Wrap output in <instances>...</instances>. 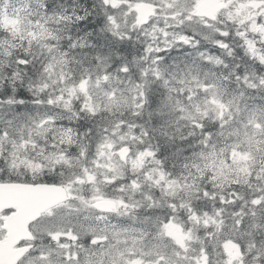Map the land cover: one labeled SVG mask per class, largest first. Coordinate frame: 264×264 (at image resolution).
<instances>
[{"label":"snow or ice","instance_id":"obj_1","mask_svg":"<svg viewBox=\"0 0 264 264\" xmlns=\"http://www.w3.org/2000/svg\"><path fill=\"white\" fill-rule=\"evenodd\" d=\"M103 4L114 54L65 42L45 0L0 5V264H264V0ZM202 40L232 57L224 72L161 74ZM149 104L187 148L153 147Z\"/></svg>","mask_w":264,"mask_h":264},{"label":"clouds","instance_id":"obj_2","mask_svg":"<svg viewBox=\"0 0 264 264\" xmlns=\"http://www.w3.org/2000/svg\"><path fill=\"white\" fill-rule=\"evenodd\" d=\"M45 2L52 4L53 14H58L60 17H68L59 29L65 42L70 32L74 40H82L85 44L91 46L81 50L86 55H107L110 52L114 54L118 50L119 43L116 49L110 48V45L115 42V37L111 36L107 31L106 22L103 18L107 12L113 10L105 9L103 0H84V3H80V0H73L72 5H68L67 0H65L64 4L59 3V0H45ZM69 8H72L71 12L68 11ZM119 11V9L115 10V14L118 15ZM40 19L49 25L48 30L50 32L56 31L55 26L50 22L51 17L45 19L43 9H40ZM97 20H101L99 25H96ZM88 25H95V27L89 28ZM73 26H75V32L72 31ZM76 33H79V35ZM143 43V35L138 40L134 38V46L142 45ZM200 52L204 53L203 58L199 55ZM140 55L144 56L145 53L140 52ZM209 57L219 58L222 63L216 65L213 62H209ZM113 58H115L114 55ZM165 60H167V63H164ZM189 60H196L202 63L207 71L221 73L225 71L224 65L232 62V57L228 55L227 50L217 49L214 47V43L202 40L201 47L195 52L189 49L187 52L173 50L170 53H165L164 58L159 63L161 74L167 73L170 75L171 72L175 71L174 62L183 65ZM150 82L158 90V96L166 94L162 80H151ZM177 119L171 109H160L158 114L157 107H153L151 104L145 107L143 120L150 128L155 129L153 147L166 148L168 153H172L182 146L180 140L182 132L180 129L183 128V124H178ZM183 147L187 148L188 146L183 145ZM161 158L163 159L164 157L162 156ZM180 163L182 161H179L177 165L179 166Z\"/></svg>","mask_w":264,"mask_h":264},{"label":"trees","instance_id":"obj_3","mask_svg":"<svg viewBox=\"0 0 264 264\" xmlns=\"http://www.w3.org/2000/svg\"><path fill=\"white\" fill-rule=\"evenodd\" d=\"M64 3H65V1L62 2L61 4H64ZM80 3H84V0H80ZM67 4H68V5H72L73 2H71V0H67ZM68 10H69V11H72V8H69ZM77 35H79V33H77ZM2 75H3V73L0 72V76H2ZM17 88H19V87H17ZM5 89H7V88H6V87H1V86H0V92L4 91ZM7 90H8V89H7ZM182 147H183V145H182ZM177 162H179V161H175V163H177Z\"/></svg>","mask_w":264,"mask_h":264},{"label":"rangeland","instance_id":"obj_4","mask_svg":"<svg viewBox=\"0 0 264 264\" xmlns=\"http://www.w3.org/2000/svg\"><path fill=\"white\" fill-rule=\"evenodd\" d=\"M2 77H3V75L0 76V79ZM225 248H226L227 251L232 252V253H235V251H236V249L230 243H226L225 244Z\"/></svg>","mask_w":264,"mask_h":264}]
</instances>
